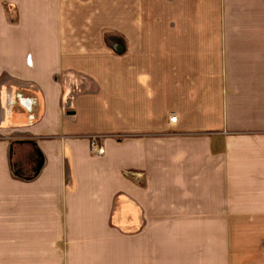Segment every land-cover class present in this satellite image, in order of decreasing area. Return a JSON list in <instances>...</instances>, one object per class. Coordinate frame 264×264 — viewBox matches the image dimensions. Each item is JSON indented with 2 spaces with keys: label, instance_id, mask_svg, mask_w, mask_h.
I'll return each mask as SVG.
<instances>
[{
  "label": "crops",
  "instance_id": "obj_1",
  "mask_svg": "<svg viewBox=\"0 0 264 264\" xmlns=\"http://www.w3.org/2000/svg\"><path fill=\"white\" fill-rule=\"evenodd\" d=\"M3 1L15 7L0 4V178L28 179L27 225H41L42 206L53 225L146 223L142 190L122 195L121 170L152 183L190 161L193 178L225 185L196 183L179 215L264 227V0L236 11L238 0ZM257 242L262 256L242 264H264V230Z\"/></svg>",
  "mask_w": 264,
  "mask_h": 264
},
{
  "label": "rangeland",
  "instance_id": "obj_2",
  "mask_svg": "<svg viewBox=\"0 0 264 264\" xmlns=\"http://www.w3.org/2000/svg\"><path fill=\"white\" fill-rule=\"evenodd\" d=\"M0 4L10 15L14 13L15 6L12 4L3 0ZM248 4L238 0L231 7L228 6V10L233 8L236 11ZM48 21L45 20L46 23ZM225 21L226 17L223 23ZM240 22L247 25L245 18H235V24ZM172 116L177 118L169 114V123L176 121L171 120ZM6 137L0 132V139ZM128 137L126 135L125 138ZM88 140L91 155L101 156L105 152L100 135H90ZM181 162L171 161L174 166L168 175L163 179L155 178L152 183L140 170H121L122 195L130 198L129 187L139 188L142 192L135 195L148 208L146 223L140 221L135 225L128 219H123L120 225L112 224V220L105 224L103 220L106 216L101 214L70 224L72 220L70 225H53L48 223L52 221L47 218L50 211L43 206L39 210L41 225H27L29 220L24 215L27 207L34 204L26 200L31 197V192L26 190L28 179L0 178V264H242L243 257L257 260L262 256L257 241L259 231L264 227L243 225L240 220L228 226L207 225L209 223L195 225L191 218L192 210L185 211L192 215L190 218L184 217L183 213L178 214L181 212L179 208L186 203L191 207L194 195L189 192L193 191L196 183L207 186L214 184L215 187L225 185L222 176L213 177V181L205 176L195 178V175L193 178V171L183 168L190 161ZM198 163L203 168L208 166L205 162ZM80 189L87 190L84 186H80ZM91 196L90 193L80 194L76 202H87ZM94 196L103 199L100 193ZM127 198L122 196L123 201H127ZM44 200L45 197L39 201ZM113 205L114 202L111 214ZM61 215L58 211L59 218Z\"/></svg>",
  "mask_w": 264,
  "mask_h": 264
},
{
  "label": "built area",
  "instance_id": "obj_3",
  "mask_svg": "<svg viewBox=\"0 0 264 264\" xmlns=\"http://www.w3.org/2000/svg\"><path fill=\"white\" fill-rule=\"evenodd\" d=\"M172 121H175L176 120V117L175 116H172V119H171ZM91 150H92V147H91ZM98 150L100 151V152H103V149L101 148V147H98Z\"/></svg>",
  "mask_w": 264,
  "mask_h": 264
}]
</instances>
